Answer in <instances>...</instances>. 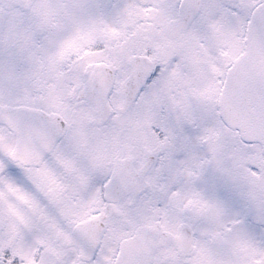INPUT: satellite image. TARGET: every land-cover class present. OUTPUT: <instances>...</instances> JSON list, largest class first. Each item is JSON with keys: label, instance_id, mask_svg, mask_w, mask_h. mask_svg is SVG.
I'll return each instance as SVG.
<instances>
[{"label": "snow or ice", "instance_id": "snow-or-ice-1", "mask_svg": "<svg viewBox=\"0 0 264 264\" xmlns=\"http://www.w3.org/2000/svg\"><path fill=\"white\" fill-rule=\"evenodd\" d=\"M0 264H264V0H0Z\"/></svg>", "mask_w": 264, "mask_h": 264}]
</instances>
